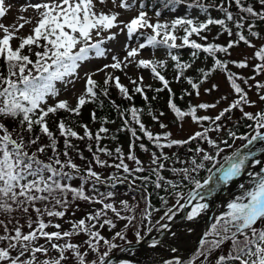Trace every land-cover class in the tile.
I'll use <instances>...</instances> for the list:
<instances>
[{
	"label": "snow or ice",
	"instance_id": "1",
	"mask_svg": "<svg viewBox=\"0 0 264 264\" xmlns=\"http://www.w3.org/2000/svg\"><path fill=\"white\" fill-rule=\"evenodd\" d=\"M116 2L117 0H112L114 5ZM99 3L105 4L106 0H99ZM134 3L135 0L132 3H129V0H119L118 6L127 10L132 8ZM257 3L259 9L246 0H165V7L185 5L187 9H198L205 15V19L200 20L186 14L164 22L159 20V11L156 12L157 20L152 22L148 12L144 10L145 5L141 3L138 15L124 22L118 21L117 12L96 11L95 0H40L23 6L31 7L37 13L28 35H18L25 24L32 23L26 18L22 17L23 23L10 26L0 23V264H108L110 253L119 247L114 241L126 240L123 231H116L111 239L101 234L100 229L105 226L116 228V223L108 218V213H113L118 220H126L128 223L125 228L136 219L135 215L122 214L134 212L127 200H120L119 207L117 206L114 191L117 184H128L130 188H134L137 181H142V187L147 191V184L154 176L152 183L155 188H165L166 185L165 190L170 191L175 203L169 206V200L164 196L160 197L165 210L156 224L167 229L168 224H161L160 221L171 220L178 209H185L189 204H192V207L186 218L189 221L197 218L209 208L206 200L213 197L221 185H228L240 177L246 164L256 157L258 151L264 153V146L254 147L264 145V109L257 112L245 111V106H254L256 102L250 99L248 91L242 87V84L249 89L254 86L259 101L264 102V82L256 80V76L264 74V44L257 48L251 41L253 37L264 40L260 32L254 30L256 24L252 22H264V0H257ZM233 6L237 10L235 13L231 10ZM213 8L220 12L223 18H213L209 12ZM7 10L5 0H0V18L6 15ZM210 26H219L221 29L214 39L225 33L235 39L221 45L215 42L201 43L193 38L208 41L205 33L211 31ZM113 28H119L121 32L126 30L129 41L135 36L137 40L143 38L144 42L138 43L136 47L125 44L126 54L123 58L114 54L111 56L112 63L94 71H86L84 76L80 77L78 70L84 62L108 55L110 50L105 45L117 36L116 32L111 31ZM179 31L183 34L177 35ZM16 40L19 41L18 44L13 43ZM241 42L256 49L252 57L258 61L253 66L254 75L247 78L231 71L229 65L234 64L240 69L247 68L248 57L240 61L217 58L220 53L226 57L230 56V49ZM148 47H163L167 50V55L175 62L176 82L182 77L186 79L195 90L196 96H200L202 85L219 70L226 76L235 98L215 116L199 115L198 111L205 110L207 113L208 110L216 109L221 101L228 100L227 95L221 96L214 103H189L186 110H181L175 102V93L170 87V81L161 71L167 61L155 58L137 59L141 50ZM181 48L192 50L191 62H181L180 55L173 52ZM200 53L207 54L206 58L211 57L213 63L208 70L199 68L200 76L194 81L192 77L185 76V73L193 68ZM130 64H134L136 68L150 70L151 76L158 80L162 87L153 89L152 85L144 84L143 76H128L125 69ZM109 69L123 72L133 85L132 89L121 82L120 76L107 71ZM97 73H103V85L93 78ZM79 78L85 81V89L76 97L75 105L68 99H60L61 88L58 83L67 90L68 86L74 85L75 80ZM111 86L129 102L133 101L136 94L148 102L146 89L153 90L157 96L167 90V108L175 115L173 122H180L179 126L182 128L185 118H190L193 123L199 125L200 130L185 139L173 138L171 131L154 133L142 122L143 108L131 106L121 109L115 101L110 103L123 121L118 131L130 133L127 154L119 146L114 150L101 146V141L105 138L102 134H109V128L103 125L114 123L107 118L102 119L101 127L95 133L87 124H80L78 127L83 129V135H80L65 119H59L56 125L59 137L50 130V115L57 116L63 111L69 116L79 117L81 109L87 103H97L101 95L109 97L108 89ZM218 87V84L213 83L204 91L210 94ZM191 95V92L185 90L180 99ZM157 96L151 99L156 100ZM99 103L102 107V101ZM236 109L244 118L253 122L248 124L251 131L243 135L228 131L227 135L232 143H229L228 139L218 142L211 138L210 133H220L223 128L222 120ZM129 114L130 119L126 118ZM148 115L159 123L160 129H168V124L161 122L165 112L155 114L149 107ZM91 118L96 122L95 111L91 113ZM7 121L13 122L15 127L10 129ZM37 127L39 134L35 131ZM42 136L47 138L46 144L39 143ZM60 137H63V151L58 147ZM73 138L77 141L95 142V150L93 144L87 145L91 159L85 157L72 142ZM116 138L115 135L111 136L113 140ZM142 138H146L160 150L159 154L150 153V165L154 167L148 169L144 167L135 151L137 142ZM197 140L205 142L211 149L189 148L188 151H195L199 159L194 156L190 161H179L175 153L170 157L163 151L174 146L190 145ZM236 141L243 143L233 149ZM221 144L225 147H221ZM33 147L35 151H31ZM138 147L144 152H149L143 142H140ZM225 148L233 150L224 155L222 161L218 160ZM49 150L51 155H47ZM73 151L84 162L83 165L75 162L71 155ZM101 154L111 158L113 163L102 159ZM42 156L45 158H41ZM173 157L187 165L170 169L175 176L180 177V182L167 179L161 174V170L166 167L165 162ZM126 160L133 162L135 167H130ZM208 163L211 167L207 166ZM255 163L260 164L261 161L255 159ZM96 168L116 171L105 176L103 171H97ZM201 170L206 171L207 175L200 177ZM145 171H148L149 175H137ZM252 175L249 173V176ZM76 181L79 182L78 186H74L73 182ZM184 181L192 186L186 195L179 190L186 187ZM102 187L106 190L101 191ZM239 187L244 191L227 203V211L215 217V222L199 241V248L193 256L187 261L176 258L167 260L164 264H213L210 257L217 252L220 254L216 256L214 264H264V175L255 174V183L250 188L245 189L244 184ZM145 201V209L141 210V222L150 221L153 212L160 211L147 202V197ZM79 202L101 207L89 211L79 220H65L70 225L68 229L55 222L58 219L63 220L69 210H72L74 216L75 211L79 210ZM16 213L20 215L17 216ZM21 219L24 220L23 224ZM25 226L27 231H24ZM50 228L55 230L49 231ZM148 231H152L151 226ZM81 233L85 234L87 239L81 244L72 242L73 238ZM135 235L138 240L142 238L139 231ZM157 243L159 242L154 240L152 246L155 247ZM225 245L228 246L226 254L223 252ZM85 246L87 250H83ZM102 246L106 247V250L102 251ZM53 251L56 255H52ZM171 251L177 250L173 248ZM90 253H95V257L88 259ZM121 264L127 262L122 261Z\"/></svg>",
	"mask_w": 264,
	"mask_h": 264
},
{
	"label": "rangeland",
	"instance_id": "2",
	"mask_svg": "<svg viewBox=\"0 0 264 264\" xmlns=\"http://www.w3.org/2000/svg\"><path fill=\"white\" fill-rule=\"evenodd\" d=\"M37 2H40V0H5V6L8 10L6 11V15L3 18H0V23H3L6 26H10L13 24L23 23L24 20L22 19V17L26 18V19L32 21V23L25 24V26L22 29H20L18 35H20V36L28 35L30 33L32 26L35 23L37 13L31 7L24 8L23 6H25L28 3L34 4ZM132 2H133V0H129V3H132ZM118 5H119V0H117L116 5H114L112 3V0H106L105 4H100L99 0H95L96 11H98V12L103 11L105 13L117 12V13H119L118 21H124V22L130 21L133 17L138 15V12L140 10V3L138 0H135L134 6L130 9H127V10L121 9ZM144 10L148 12V15L151 18L152 22H155L157 20L155 9H150V8H148V6H145ZM186 14H190L192 17H198L200 20L205 19V15L199 13L198 10L187 9L185 5H179L175 9H170V8L163 9V11L161 12V15L159 17V20L161 22L171 21L172 19H174L176 17L184 16ZM210 29H211V31H209L205 34L209 37L210 36L216 37L217 33H218L216 27L210 26ZM111 31L116 32L117 36H116V39L108 41L107 44L105 45V47L110 50L108 55L106 57H101V58H92L89 61L84 62L82 64L81 68L78 70L80 77H83L84 73L86 71H94L97 68L103 67L105 64L112 63L111 56L114 54L123 58V56L126 54L124 51L125 44H129L132 47H136L138 43L144 42L143 38H140L139 40H137V38L135 36L133 37V39L131 41H129L127 39L126 30L124 32H121L119 28H113ZM147 31L150 32V30H147ZM259 32L261 34V37H264V28H260ZM0 34H2V33H0ZM181 34H182V31H179L177 33V35H181ZM105 35H107V33H105ZM224 36L225 35H220L217 40H219V41L221 39L225 40V39H223ZM177 42L179 43L180 41H177ZM263 42H264V40H261L259 38H255L252 40V43L254 45H256L257 48L260 47ZM13 43L18 44L19 41L16 40V41H13ZM255 50L256 49L247 47L245 45L244 47H238L231 52L230 56L236 60H242L245 57L249 58V60H248L249 67L244 68V69L235 68V71L240 73L245 78L251 77L254 75L252 65H253V62L255 59H253L252 57L254 56ZM191 51L192 50L189 48H181L178 50H173V52L175 54H179V55L183 54V53H190ZM92 55L94 56V54H92ZM140 58H149V59L155 58V59L167 61L165 68L162 69L161 71H162V74L167 75L170 78L169 80L171 83H174V79L176 76L175 70L172 68L174 61H171L170 57L167 55L166 49H152L151 47H148L146 49L141 50V55L139 57H137V59H140ZM255 62H256V60H255ZM196 63L204 65L206 63V61H205V59L202 58V59L197 60ZM107 71H111V72H113L114 75L120 76L121 82L124 85H126L127 87L132 86L129 78L126 77L124 75V73L121 72L120 70L109 69ZM125 71L128 73V76H130L132 78H138L139 76H143L145 85L150 84L152 86L162 87V84L158 80L154 79L151 76L150 70L136 68L134 66V64H130L129 67L127 69H125ZM170 74L172 75V77L170 76ZM93 78L96 79L99 83H101L104 79V75H103V73H97V75H95ZM262 78H263L262 75L256 76V80H260ZM213 83L218 84V86H219L218 89L211 92L210 94L206 93L204 91V89L210 87V85ZM249 83L254 84L253 81H249ZM175 86L176 85H174V84L172 85V87H175ZM58 87L61 88V95L59 98L60 99H68L69 102L73 105L76 103V97L84 92L85 81L82 78L76 79L74 85H69L67 90H64V86L59 84V83H58ZM242 87H245V90L248 91V95H249L250 99L252 101L256 102L254 106H245L244 110L249 111V112H257V111H260L261 109H264V106H263L264 102L259 101V97H258L256 88L253 86L251 89H249L247 86H245L243 84H242ZM110 88L112 91L114 89L117 90L114 86H111ZM116 92L117 91H115L114 93H116ZM200 93H201L200 96L195 95V97H194L195 102L200 101V102L214 103L221 96H223V95L228 96V100L221 101V103L217 106L216 109L208 110V112H211V113L217 112L218 109L225 106L228 102H230L235 97V94L232 92L226 76L221 71H217L214 75H212V78H210L208 81H206L202 85V87L200 89ZM236 110H238V109H236ZM241 115H242V113L238 110L237 113L233 116V119L235 120L236 118L241 117ZM194 129H195V126L192 125L188 120H185L183 122L182 128L179 126V124L169 125V130L172 132L173 138L185 137L189 133H191ZM224 134H225V132L218 133L217 138H222ZM237 142L238 141H236L235 144ZM259 146H264V145H258L257 147H259ZM228 150H230V151H228ZM226 151L231 152L232 149L225 148V152ZM224 153H221V156L218 157L217 159H221L222 156L224 155ZM255 159H259L261 161V163L256 164ZM99 171H101V170H99ZM249 173H252L253 175L249 176ZM257 173L264 175V153H261L259 151L257 152L256 157L252 161H249L246 164L245 170L241 174L242 177H240V178L238 177L237 180H234L233 184H232V182L229 183L228 197H225V199H221V203L219 205L224 204L225 201H227V203H228L232 199H234L236 196L241 195L242 192L244 191V189H241L239 187L240 184H244L245 189L250 188L255 183V174H257ZM114 191L116 192L115 201L117 202L118 207H119L118 202L120 200H127L129 202V204L134 209V212H132V213L123 212L122 214L123 215H135L136 216V219L133 221V223L129 224L128 227L125 228V225L128 223L126 220H118V219H116V217L113 213H111V212L108 213V218L113 219V221L116 223V228L111 229L108 226H105L104 228L100 229L101 234L104 235L105 238L111 239L116 231H123L126 235V240L117 239L116 241H114L120 247L121 245H124L125 243L136 241V240L128 241V237L131 233L135 232L138 229H141L143 231V234H146L148 232V230H146L145 225L142 226V222H141V218H140V212H139L140 209L136 203L135 197L130 195L128 193V191L126 189L122 188L121 186L116 187L114 189ZM79 203H81V202H79ZM227 203L224 204V207L226 209L225 211H227ZM99 207H101V206L100 205H88V204L84 203L82 206L79 207V210L75 211L74 216L72 215V210H69L66 213V217L63 220L58 219L55 222L61 223L64 229H68L70 227V225L68 223H66L65 220H68V219L79 220V219L83 218L89 211H91L95 208H99ZM191 207H192V205H191ZM190 211H191V208H190L189 212ZM214 222H215V217H214V219H212L211 225ZM160 223L163 224L162 221ZM174 225H175V227H173L172 231L169 232V236H168V238L170 239L169 242L165 243V241L162 239V240L158 241L159 243H157L155 247L152 246V242H149V243H147L148 246L144 247L143 249L141 247H140V249L139 248H136V249L132 248L134 251H136L135 252L136 254L139 253L138 255L140 257H136L134 262L126 261L127 264H164V262L167 260H174L176 258H180L184 261H187L189 258H191L193 256V254L199 248V245L197 246V239L198 238L193 242L194 245L190 247V250L186 251L183 255H179V253L181 251H184L186 248H188V245L194 239L193 235L196 233V231H197L196 229H198V228H196V226H194V223L192 221L188 222V223L187 222L183 223L182 221H180L179 224L175 223ZM153 229H155V231H161L162 227H160L159 225H156ZM48 230L53 231L55 229L50 228ZM209 230H210V228L207 231H209ZM85 239H87V236L85 234L81 233L79 236L74 237L72 242L81 244ZM162 242L165 244L164 245L165 252L163 251V247L160 246L161 245L160 243H162ZM119 247H117L116 249H118ZM173 248H175L177 251H175V252L171 251V249H173ZM116 249H113L112 252L115 251ZM157 249H160L159 251H161L162 254L161 253L157 254L159 251H157L155 253V251ZM227 249H228V246L225 245L223 248V252L226 253ZM83 250H87L86 246ZM101 250L102 251L106 250V247L102 246ZM130 251H132V250H130ZM112 252L110 253V255L112 254ZM219 254L220 253L217 252L212 257H210V260L213 261V264H214L216 256ZM52 255H56V253L53 251ZM95 255H96L95 253H90L88 259L94 258ZM162 256H164V258H162ZM205 264H207V262H205Z\"/></svg>",
	"mask_w": 264,
	"mask_h": 264
},
{
	"label": "trees",
	"instance_id": "3",
	"mask_svg": "<svg viewBox=\"0 0 264 264\" xmlns=\"http://www.w3.org/2000/svg\"><path fill=\"white\" fill-rule=\"evenodd\" d=\"M141 3H143L144 5L149 4L150 7H157L158 10H162L164 8H170V9H175L178 5L176 6H168L165 7V0H139ZM217 2H219V0H217ZM247 3H251L253 4L254 7H256L257 9H259V4L257 3V0H246ZM198 10V9H196ZM234 13L237 11L235 9V6L232 7L231 9ZM199 12V10H198ZM210 14L212 15L213 18H223L222 14L220 12H218L216 9H210L209 10ZM200 13V12H199ZM203 14V13H202ZM256 24V28L254 30L258 31L260 30V28H264V22L261 21H252ZM231 26V24H230ZM217 29V32H220L221 29L219 26H215ZM233 31H235V29L233 28ZM247 33V29L244 30ZM225 35L223 37V39L225 40H217L214 39L215 36H208V41H200L199 38L197 37H193L194 39H197V42H201V43H207V42H215V43H219L221 45H226L227 42L230 39H235V37H228L227 34H223ZM255 39V37L251 38V41ZM264 44V42L262 43ZM245 44L243 42H241L238 46L230 49V53L238 48V47H244ZM207 54L205 53H200L199 59L203 58L205 59L206 63L203 64H198L195 63L193 65V68L188 69L185 73V76H190L193 78L194 81H197V78L200 76L198 69L199 68H205V70H208L211 66H212V58L211 57H207ZM181 62H191L192 61V57L191 54H181ZM217 58L220 59H229V60H235V61H240V60H236L234 58H232L231 56H225V54H218ZM258 61L253 62L252 68L253 66L257 63ZM172 67L175 69V63L172 65ZM235 68H237L234 64H230L229 65V69L235 73H237L238 75H241L240 73H238L237 71H235ZM176 71V70H175ZM219 71V70H217ZM216 71V72H217ZM216 72H214L212 75H214ZM263 76L262 79L258 80L261 82H264V74H261ZM258 75V76H261ZM242 76V75H241ZM212 78V76L210 77ZM209 78V79H210ZM174 83L176 84L175 87L170 86L173 89V92L175 93V102L177 103V105L181 108V110H186L187 109V105L189 103H191L192 105H196L198 103H202L200 101L195 102L194 101V97H195V90H193L191 88V86L187 83V80L184 79L183 77L180 79L179 82H176L174 80ZM103 85V83L101 84ZM133 86L129 87V89L131 90ZM152 88H157V86H152ZM109 97H104L103 95H101L99 97V101L97 103H87L85 106H83V108L81 109V114L79 117L77 116H69L68 113H65L63 111L59 112L57 114V116H49L48 120H49V126H50V130H52L54 132V134L59 137V132L58 129L56 127L58 120L59 119H65L73 128L74 130H76L80 135H83V129L78 127V125L80 124H87L90 128V130L95 133L99 127H101V121L104 118H107L109 121H114V123H107L103 126L109 128V134H102L105 136V138L101 141V146H107L109 149L114 150L115 147H122L124 152L127 154L128 149H129V143H130V133H128L127 131H118V129H120L122 127L123 121L122 119L119 117L117 111L115 110V108L112 106V104L110 103V101H115V103L117 105H120L121 109H126L128 107L131 106H136L138 108H143L144 112L141 116L142 122L145 123L146 127H148L149 130L153 131L154 133H162L164 131H170L169 130V125H175V124H179L180 122H173L175 120V115L174 113H172L168 108H167V100L169 99V94L167 92V90H165L162 93H159L157 96V93H155L153 90L151 89H146V94L149 97V101L145 102L142 97L139 94L134 95V99L132 102H129L127 100H125L124 98H122V96L119 94L118 90H111V88L109 87ZM187 90L188 92H191L192 95L191 96H184V99L181 100L180 97L183 95L184 91ZM115 91H117L116 93H114ZM153 96H157L156 100H152L151 97ZM235 98V97H234ZM233 98V99H234ZM232 99V100H233ZM231 100V101H232ZM100 101H102L103 106H100ZM230 101V102H231ZM228 102V103H230ZM228 103L223 106L222 108L218 109L217 112L215 113H211V112H204L205 110H199L198 114L199 115H204V114H208L210 116H215L216 114H218V112L220 110H222L224 107H226L228 105ZM264 106V105H263ZM151 107L152 111L155 114H158L159 112L163 111L165 112V116L161 118V122L168 124V129H160L159 127V123L156 121H153L151 119V117L148 115V108ZM95 111L96 115H97V120L96 122L92 121L91 118V113ZM238 110H233L232 113L228 114V116H226V118H224L222 120V124H223V128L221 130V132H225V134L223 135L222 138H217L218 133H210L211 138L216 139L218 142L220 140L223 139H228L229 143H232L231 139L228 137L227 133L228 131H235L237 133V135H243V134H248L251 129L248 128V124L253 123L251 121H248L246 118H244L242 115L239 118H236L235 120L233 119V116L237 113ZM126 118L130 119V114L128 116H126ZM185 120H188L192 125L195 126V129L189 133L187 136L182 137V138H177V139H185L187 138L189 135L194 134L195 131L200 130V127L198 124L193 123L191 121L190 118H185ZM184 120V121H185ZM8 127L11 129L13 127H15V125L13 124V122L11 121H7ZM205 124L207 125V122H205ZM138 127V126H137ZM36 134H39V128H36ZM140 134V133H138ZM27 135V134H25ZM115 135L117 138L115 140L111 139V136ZM142 136V134H140ZM47 138L46 137H41V140L39 143L41 144H46ZM72 142L74 144H76L78 146V148L83 152L84 156L87 157L88 159H91V153H89L87 151V145L89 143L93 144V148L95 150V142L94 141H77L74 138L72 139ZM140 142H143L146 147H148L149 152H144L142 151L139 147L138 144ZM243 142L242 141H238L236 144L233 145V147H238L239 145H241ZM59 149L61 151H63V137L59 138V145H58ZM196 147H204L206 150H211L209 149V146L203 142V141H194L192 142L190 145H186V146H174L171 149H164L163 151L165 153H167L170 157L173 156V153H175L176 157H179V161H190V159L194 156L197 157V159H199V156L197 155V153L195 151L189 152L188 149L192 148L195 149ZM221 147H225L223 144H221ZM233 148V149H234ZM232 149V150H233ZM31 151H35V148L33 147L31 149ZM136 151V155L138 156V158L143 162V165L146 169H148L149 167H154L152 165H150V153L151 152H157L159 154L160 150L157 149L154 144H152L151 142L147 141L146 138H142L141 141L137 142V147L135 149ZM230 151V150H228ZM226 151L224 153V155H228L230 152ZM47 155H51V152L49 150V152L47 153ZM71 155L73 157V159L75 160V162L77 164L83 165V161H81L79 159V157L77 156L76 152L73 151L71 152ZM223 155V156H224ZM223 156L221 160L223 159ZM41 158H45L44 156H42ZM101 158L102 159H108L109 163H113V160L111 158H108L106 156H104L103 154H101ZM61 159H63V156H61ZM179 161L176 160L175 157H173L172 159L168 160L165 162L166 167L165 169L161 170V174L163 176H165L167 179H173L176 182H180V177L179 176H175L170 169L172 167H185L187 165L180 163ZM126 162L130 165V167H135L134 163L131 161H127ZM207 163V162H206ZM208 167H211V164L208 163L207 164ZM97 171L101 170L99 168H96ZM103 171L105 174V176L111 174L112 172L116 171L115 169H106V170H101ZM137 175H149L148 171H145L144 173H138ZM200 177H204L207 175V172L204 170H201L199 173ZM155 180V177H152V181ZM152 181H149L147 184V191L144 190V188L142 187V181H137V186L134 188H130L128 184H117L116 187H122L124 189H126L128 191V193L132 196L135 197L136 199V203L139 207V212H140V218H141V210L145 209V197H147V202H150L151 205L154 208H159L160 211L159 212H153L151 220H144L142 222V226L145 225L146 230H148V228L151 226L152 228H154L157 224L156 222L160 220V217L163 216L164 214V206L162 205V202L160 200V197L164 196L169 200V206L173 205L175 203L174 199L172 198V196L170 195V191H166L165 189L167 188V186L165 185V188H161V189H157L154 187V184L152 183ZM74 186H78V181L73 182ZM184 185H186V187H182L181 189H179L180 191L184 192L185 195L188 191V189L190 187H192L191 185L187 184V181L183 182ZM106 190V188L102 187L101 191ZM107 190H111V189H107ZM84 204V202L79 203L80 206H82ZM149 211H151V209H148ZM179 210V209H178ZM17 216H19V213H16ZM47 219V218H46ZM164 221V220H163ZM22 224L24 223V220L21 219L20 221ZM161 222V221H160ZM27 227L25 226L24 231H27ZM139 231L141 233V237L144 235L143 231L141 229L136 230L135 232L131 233L128 237V241L130 240H138L135 233ZM228 250V249H227ZM227 253V251H226ZM224 253V254H226Z\"/></svg>",
	"mask_w": 264,
	"mask_h": 264
},
{
	"label": "bare ground",
	"instance_id": "4",
	"mask_svg": "<svg viewBox=\"0 0 264 264\" xmlns=\"http://www.w3.org/2000/svg\"><path fill=\"white\" fill-rule=\"evenodd\" d=\"M258 146V145H257ZM257 146H254V147H257ZM240 177H242V176H240ZM239 177V178H240ZM238 179V178H237ZM236 179V180H237ZM232 184H233V181H232ZM228 186H229V184L227 185V187H226V192H225V194H224V198L223 199H225V197H228ZM221 189H222V185L220 186V188H219V190L215 193V195L213 196V197H210V198H208L207 200H206V202L209 204V208L204 212V213H202L200 216H198L197 218H195V220L194 221H192L193 223H194V226H196V228H198V229H196L197 231H196V233L193 235L194 236V239L189 243V245H188V248H186L184 251H181L180 253H179V255H183L186 251H188V250H190V247L191 246H193L194 245V241L201 235V232L204 230V229H207V225L209 224V223H211L212 221L211 220H209V221H206L205 219H204V215H205V213L208 211V210H210L211 209V206H212V203H213V201L219 196V194H220V191H221ZM195 201H193V203H194ZM225 203H227V201H225L224 202V204ZM224 204H221V205H218V207H217V209H216V211H215V213L213 214V216H212V219H214V217H217L218 215H220L221 213H223L226 209H225V207H224ZM191 205L192 204H189L188 206H187V210L189 211L190 210V208H191ZM181 213V215H184V212L183 211H181L180 212ZM191 222V221H190ZM176 223H180L179 221H177ZM183 223H185V222H183ZM188 223V222H187ZM192 224V223H191ZM185 225V224H184ZM191 226V225H190ZM173 227H175V225H173ZM192 227V226H191ZM172 227H171V229H170V231H172ZM156 232H153V234H155ZM162 233V231L161 232H159L158 234H161ZM168 234H166V235H164L163 237H162V239L165 241V243H167V242H169L170 241V239L168 238ZM193 243V244H192ZM161 245L160 246H162L163 247V251L165 252V248H164V243L162 242V243H160ZM146 246H148V245H146V244H144V245H140V246H137V247H135L134 249H136V248H139L140 249V247L143 249L144 247H146ZM130 250H132V251H130ZM160 249H157L156 251H155V253L157 252V251H159ZM136 251H134L133 249H129V250H127V251H125V252H123L120 256H116V257H113V258H111L109 261H108V264H120L122 261H129V262H134L135 261V258L136 257H140L138 254H136L135 253ZM159 253H161L162 254V252L161 251H159L157 254H159ZM141 254V253H140ZM162 258H164V256H162Z\"/></svg>",
	"mask_w": 264,
	"mask_h": 264
},
{
	"label": "water",
	"instance_id": "5",
	"mask_svg": "<svg viewBox=\"0 0 264 264\" xmlns=\"http://www.w3.org/2000/svg\"><path fill=\"white\" fill-rule=\"evenodd\" d=\"M226 187L227 185H222V189L220 191V194L219 196L214 200V202L212 203V206H211V209L204 215V219L206 221H209L212 219V216H213V213L215 212L217 206L219 205V203L221 202V199H223L224 197V194L226 192ZM223 197V198H222ZM185 211H187V207L185 209H183ZM185 211H184V214H185ZM195 219L191 220V221H194ZM177 221H185V222H189V220L187 218H182L180 216H178L177 214L171 219V220H168L166 222V224H168V226L170 224H174L176 223ZM208 226V225H207ZM165 232L162 236L160 235H157L156 237L152 238L150 237L149 235H147L145 238H143L142 240L136 242V243H133V244H128V245H125V246H122L120 247L118 250H116L111 256H110V259L114 256H119L121 255L123 252H125L126 250H129V249H132V248H135L137 246H140V245H143V244H147L149 242H153L154 240L157 241L159 239H162V237L166 234L169 233V227L167 229H164ZM205 230L204 229L202 232H201V235L200 237L198 238V241H197V244H199V241L204 237V234H205Z\"/></svg>",
	"mask_w": 264,
	"mask_h": 264
}]
</instances>
